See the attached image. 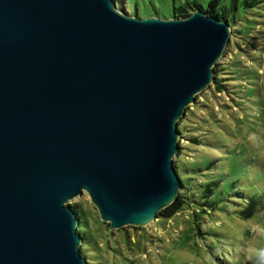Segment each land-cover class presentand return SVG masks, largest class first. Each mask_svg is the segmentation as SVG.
Listing matches in <instances>:
<instances>
[{
    "label": "water",
    "instance_id": "water-1",
    "mask_svg": "<svg viewBox=\"0 0 264 264\" xmlns=\"http://www.w3.org/2000/svg\"><path fill=\"white\" fill-rule=\"evenodd\" d=\"M227 20L115 0H0V264H86L69 199L144 227L181 188L178 120L213 82Z\"/></svg>",
    "mask_w": 264,
    "mask_h": 264
},
{
    "label": "rangeland",
    "instance_id": "rangeland-1",
    "mask_svg": "<svg viewBox=\"0 0 264 264\" xmlns=\"http://www.w3.org/2000/svg\"><path fill=\"white\" fill-rule=\"evenodd\" d=\"M185 1L121 0L126 12L139 18L171 17L173 6ZM260 1L234 12L233 35L217 61L222 91L209 84L178 120L182 133L173 158L180 155L178 173L189 187L180 211L144 227L110 230L86 192L68 200L76 203L84 228L82 249L88 264H251L249 250L264 247V236L257 234L264 228V0ZM194 135L199 144L193 143ZM212 181L216 184L209 204L203 205L200 191ZM196 220L202 234L195 229Z\"/></svg>",
    "mask_w": 264,
    "mask_h": 264
},
{
    "label": "trees",
    "instance_id": "trees-1",
    "mask_svg": "<svg viewBox=\"0 0 264 264\" xmlns=\"http://www.w3.org/2000/svg\"><path fill=\"white\" fill-rule=\"evenodd\" d=\"M116 1V5H118V7L126 12V7L124 6V4L121 2V0H115ZM261 1L260 0H208L207 3L202 4L196 0H187L184 3H181L180 5L177 6H173V9L171 11L172 16L174 17H184L187 16L192 10L194 9H201L202 11H204L207 15L219 18V19H223V20H227L231 29V35H233L234 32V26L232 25V22L234 20V12L238 11L240 8H245V7H254L256 5H258ZM222 3V4H221ZM214 76H213V85L214 87L217 89L218 92L222 91V87L223 84L220 83V80H222L221 78H219V69L217 66V63L214 65ZM195 98L197 99L198 97L195 96ZM189 109V107H186L185 110V115L187 110ZM178 124V131L181 134L182 130H181V126H182V120L180 122H177ZM193 135V134H191ZM193 138L192 141L195 144H199V139H196V136H191ZM180 148V143H178V149ZM180 156V155H179ZM174 159V167L176 169V172L178 174V177L180 179L181 182V186L183 188L182 191H180L177 195V198L168 206H166L165 208H163L162 210H160L158 212V217H163V218H171L174 214H176L177 212L180 211V209L182 208V206L187 202L188 199V189L189 187L187 186V184L183 181V179L180 177L179 173H178V158ZM216 184V182H209L207 183L200 191V198L204 199L203 202H201L203 205L205 204H209L208 199L211 197L212 192H213V186ZM69 207H71V209L74 211L76 217L79 220V224L77 227V232L80 234L82 240H85V236H84V228L83 225H81L80 222V218L79 215L77 213V209H76V203L74 204H68ZM106 226L108 227V224L106 223ZM195 229L197 232H201L200 230V224H199V220L195 221ZM80 252L81 255L85 258L86 260V264H88V261L86 259V256L83 252L82 249V244L80 246Z\"/></svg>",
    "mask_w": 264,
    "mask_h": 264
},
{
    "label": "clouds",
    "instance_id": "clouds-1",
    "mask_svg": "<svg viewBox=\"0 0 264 264\" xmlns=\"http://www.w3.org/2000/svg\"><path fill=\"white\" fill-rule=\"evenodd\" d=\"M257 234L264 236V228L259 229ZM248 260L251 264H264V247L250 249Z\"/></svg>",
    "mask_w": 264,
    "mask_h": 264
}]
</instances>
